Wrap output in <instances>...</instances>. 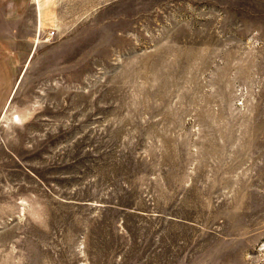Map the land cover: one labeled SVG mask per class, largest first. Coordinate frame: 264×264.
Returning <instances> with one entry per match:
<instances>
[{
  "label": "rangeland",
  "instance_id": "obj_1",
  "mask_svg": "<svg viewBox=\"0 0 264 264\" xmlns=\"http://www.w3.org/2000/svg\"><path fill=\"white\" fill-rule=\"evenodd\" d=\"M0 264H264V0L0 3Z\"/></svg>",
  "mask_w": 264,
  "mask_h": 264
},
{
  "label": "crops",
  "instance_id": "obj_2",
  "mask_svg": "<svg viewBox=\"0 0 264 264\" xmlns=\"http://www.w3.org/2000/svg\"><path fill=\"white\" fill-rule=\"evenodd\" d=\"M23 2V0H0V3H3V4H9V5H18V3H21Z\"/></svg>",
  "mask_w": 264,
  "mask_h": 264
}]
</instances>
